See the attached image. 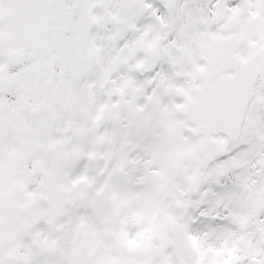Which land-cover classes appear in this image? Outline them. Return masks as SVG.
<instances>
[{"label":"snow or ice","instance_id":"6c2138e0","mask_svg":"<svg viewBox=\"0 0 264 264\" xmlns=\"http://www.w3.org/2000/svg\"><path fill=\"white\" fill-rule=\"evenodd\" d=\"M0 264H264V0H0Z\"/></svg>","mask_w":264,"mask_h":264}]
</instances>
